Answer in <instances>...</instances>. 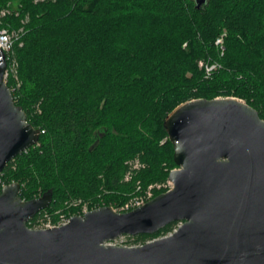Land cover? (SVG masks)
<instances>
[{
  "label": "trees",
  "instance_id": "16d2710c",
  "mask_svg": "<svg viewBox=\"0 0 264 264\" xmlns=\"http://www.w3.org/2000/svg\"><path fill=\"white\" fill-rule=\"evenodd\" d=\"M8 3L19 9L3 26L25 34L17 81L6 84L41 135L0 182L19 183L24 201L52 191L30 228L58 211L78 215L67 208L73 200L114 209L136 187L166 182L177 167L163 122L180 104L235 98L264 120V0H206L200 9L195 0H0V8ZM224 30L220 57L214 42ZM201 61L220 68L205 77ZM134 159L144 167L132 171Z\"/></svg>",
  "mask_w": 264,
  "mask_h": 264
},
{
  "label": "water",
  "instance_id": "95a60500",
  "mask_svg": "<svg viewBox=\"0 0 264 264\" xmlns=\"http://www.w3.org/2000/svg\"><path fill=\"white\" fill-rule=\"evenodd\" d=\"M6 68L0 54V174L41 135L15 104ZM163 128L177 167L167 177L172 188L132 211L102 206L36 230L28 223L50 206L52 191L24 201L19 183L2 187L0 264H264V120L235 98L195 99ZM173 223L181 224L171 235L141 246L107 244Z\"/></svg>",
  "mask_w": 264,
  "mask_h": 264
},
{
  "label": "built area",
  "instance_id": "2783aa9c",
  "mask_svg": "<svg viewBox=\"0 0 264 264\" xmlns=\"http://www.w3.org/2000/svg\"><path fill=\"white\" fill-rule=\"evenodd\" d=\"M37 1H41V0H35V2ZM11 14H15V16L17 15V11H12L10 5H6L3 8H0V52H2V55H4L6 64H7V68L5 71V79H7L8 76H11L12 78H14L15 80H17V62L15 60V48L18 42H21L22 37L24 36V32L23 30H15V29H9L6 26H2L3 24V19ZM23 33V34H22ZM224 42V37L223 35L219 36L218 38H216L215 40V46L218 49L219 55L220 57L223 56L224 52H225V46L223 44ZM199 67L204 68L205 71V77H209L211 75V73L215 70H217L218 68H220V65L218 63H204V62H199ZM6 81V80H5ZM18 85V83H17ZM166 139H164L162 141L165 142ZM141 167L140 164H138V162H135V166L134 167ZM130 178V176H126V180H128ZM168 184L170 185V183L168 182ZM6 186L5 184L0 182V187H4ZM138 189L141 187H137ZM162 188V185L160 184H152L149 185L148 189L145 190L144 195L143 196H139V195H132L128 198V200L120 205H118L116 208H114L113 210L119 213H125V212H129L132 211L136 208H139L141 206H143L145 203H147L149 200H151L153 198V194L155 190H160ZM1 190V189H0ZM141 189L138 190V192ZM71 205L74 206H81V204H83L81 201H71L70 202ZM69 208V207H67ZM86 212H88V208L86 206V204L82 205L81 211H79V216L85 214ZM58 215V219L53 222L50 215L47 214L44 216L43 220H40V223L38 224L39 221H37L38 227H40L41 229H47V228H55V227H61L65 224L68 223L69 218L63 213L58 211L56 213ZM124 236H120L118 238H123ZM113 241L108 242L107 244L109 245H116L117 239ZM116 246H122V245H116Z\"/></svg>",
  "mask_w": 264,
  "mask_h": 264
},
{
  "label": "rangeland",
  "instance_id": "374dc122",
  "mask_svg": "<svg viewBox=\"0 0 264 264\" xmlns=\"http://www.w3.org/2000/svg\"><path fill=\"white\" fill-rule=\"evenodd\" d=\"M42 1H45V0H41V2H42ZM47 1H52V2H54L55 0H47ZM8 5H10L12 11H17V13H18V10H17V9H19V6H18V5H16V4H12V3H8ZM24 21H26V20H24ZM2 26H3V24H2ZM6 27L9 28V29H12V28H11L10 26H8V25H6ZM14 29H15V28H14ZM19 29H20V30H23V32H24V29H23V28H18V29H15V30H19ZM22 34H23V33H22ZM24 34H25V32H24ZM221 35H223V37L225 38V37H226V31H225V30L222 31ZM221 35H219V36H221ZM219 36H218V37H219ZM218 37H217V38H218ZM215 40H216V39H215ZM223 44H224V42H223ZM214 45H215V42H214ZM16 46H21V42H18ZM215 47H216V46H215ZM216 48H217V47H216ZM217 50H218V49H217ZM8 77H9V76H8ZM8 77H7V78H8ZM10 77H11V76H10ZM5 80H7V79H5ZM15 81H17V80H15ZM18 87H19V85H16L15 89H17ZM168 115H169V114H168ZM135 162H138V164H140L141 167H139V166L134 167V166H135ZM126 164H127L128 166L131 167V170H132V171L135 170V169L138 170V169H141V168L144 167L143 164H141L140 161H139L138 159H134L133 162L128 161V162H126ZM176 169H177V168H175V169H173V170H176ZM131 175H132V172H131L130 170H128L127 173H126V176L128 177V176H131ZM168 182H169V181L166 180V182H164V183H155V184H160V185H162V188H161L160 190H155L154 193H156V192H158V193H160V192L164 193V192L170 190V189L172 188V185H171L170 182H169V183H170V185H169ZM139 187H140V186H139ZM148 187H149V186H148ZM148 187H147L146 189L139 188V189H141L139 192H138L139 189L136 187L130 196H132V195L143 196L145 190H147ZM160 194H161V193H160ZM153 197H155L154 194H153ZM127 200H128V199H127ZM127 200H126V201H127ZM126 201H125V202H126ZM81 202H82L83 204H85L83 201H81ZM123 203H124V202H123ZM83 204H81V206H78V205H77V206H74V205H71V204L69 203L67 207H69V209H70V208H75V207H76V208H80L79 211H81V208H82V205H83ZM66 205H67V204H66ZM86 206H87V208L89 209V206H88V205H86ZM88 211H89V210H88ZM180 224H181V223H177L176 225H174V226L172 227V230H171L170 232H168V233H166V234L160 236L159 238H162V237H165V236H169V235H171L174 231L177 230V228L180 226ZM29 228H30V227H29ZM31 229H36V230H38V229H41V228L38 227V225H36V224L34 223V225H33V227H32ZM133 239H134V237H132V236L128 237L127 235H125V237H123V238H118V239H117L116 245H122V246H126V247H136V246H141V245H143V244H145V243H147V242L152 241V240H147V241H145V242L143 243V242H134Z\"/></svg>",
  "mask_w": 264,
  "mask_h": 264
},
{
  "label": "bare ground",
  "instance_id": "6f19581e",
  "mask_svg": "<svg viewBox=\"0 0 264 264\" xmlns=\"http://www.w3.org/2000/svg\"><path fill=\"white\" fill-rule=\"evenodd\" d=\"M0 54H2V52H0ZM10 89V88H9ZM11 90V89H10Z\"/></svg>",
  "mask_w": 264,
  "mask_h": 264
}]
</instances>
